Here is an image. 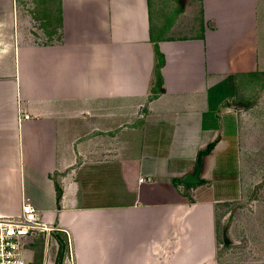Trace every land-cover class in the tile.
I'll list each match as a JSON object with an SVG mask.
<instances>
[{"label": "crops", "instance_id": "obj_1", "mask_svg": "<svg viewBox=\"0 0 264 264\" xmlns=\"http://www.w3.org/2000/svg\"><path fill=\"white\" fill-rule=\"evenodd\" d=\"M262 167L264 0H0V213L30 203L62 264H221Z\"/></svg>", "mask_w": 264, "mask_h": 264}, {"label": "rangeland", "instance_id": "obj_2", "mask_svg": "<svg viewBox=\"0 0 264 264\" xmlns=\"http://www.w3.org/2000/svg\"><path fill=\"white\" fill-rule=\"evenodd\" d=\"M27 17L30 21L25 24L27 33H31L38 42L53 43L61 40L56 22L42 21L36 11L35 14L29 13ZM47 31L54 34L51 36ZM260 174L257 176L260 180L257 183H249L250 186L244 188L241 197L230 201L217 211L219 225L224 217L225 223L233 225L230 235L235 241L233 244L224 243L220 246L223 259L221 264H264V167ZM223 232L222 230L221 233ZM62 237L64 238L63 235ZM46 238V235L39 234L29 244V249L32 250V264H42L46 261L44 256ZM53 238L60 248L55 234ZM59 250L57 255L52 257L51 264H58Z\"/></svg>", "mask_w": 264, "mask_h": 264}, {"label": "built area", "instance_id": "obj_3", "mask_svg": "<svg viewBox=\"0 0 264 264\" xmlns=\"http://www.w3.org/2000/svg\"><path fill=\"white\" fill-rule=\"evenodd\" d=\"M57 232L62 231L45 220L30 203L23 202L20 212L16 214L0 213V264H32V250L29 249V244L39 234L47 237L44 248L46 261L42 264L53 263L52 257L57 255L59 249L53 238ZM67 239L64 258L67 255L71 260L72 254Z\"/></svg>", "mask_w": 264, "mask_h": 264}, {"label": "trees", "instance_id": "obj_4", "mask_svg": "<svg viewBox=\"0 0 264 264\" xmlns=\"http://www.w3.org/2000/svg\"><path fill=\"white\" fill-rule=\"evenodd\" d=\"M156 53L158 55V62L156 64V79H157V82L160 81V73H159V70H160V67H161V64H162V56L161 54L159 53L158 51V48L156 46ZM213 147V143H209L207 145V147L202 151V154L204 153H208ZM60 199V189L57 188V201ZM59 243H60V250H59V254H58V264H62V261H63V258H64V252H65V248H66V239L62 237V234L60 232H57L55 233Z\"/></svg>", "mask_w": 264, "mask_h": 264}, {"label": "water", "instance_id": "obj_5", "mask_svg": "<svg viewBox=\"0 0 264 264\" xmlns=\"http://www.w3.org/2000/svg\"><path fill=\"white\" fill-rule=\"evenodd\" d=\"M201 157V154L198 155V158ZM199 171H200V161L197 162V165H196V173L192 176H187L183 179V182L186 183V184H195L197 183L199 180H198V174H199Z\"/></svg>", "mask_w": 264, "mask_h": 264}]
</instances>
